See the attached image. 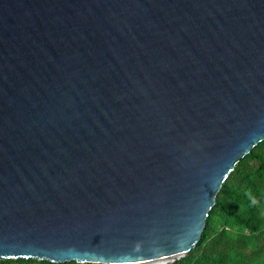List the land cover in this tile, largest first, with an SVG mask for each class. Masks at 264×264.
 I'll return each instance as SVG.
<instances>
[{
    "label": "water",
    "instance_id": "95a60500",
    "mask_svg": "<svg viewBox=\"0 0 264 264\" xmlns=\"http://www.w3.org/2000/svg\"><path fill=\"white\" fill-rule=\"evenodd\" d=\"M264 141V0H0V260L174 264Z\"/></svg>",
    "mask_w": 264,
    "mask_h": 264
},
{
    "label": "trees",
    "instance_id": "16d2710c",
    "mask_svg": "<svg viewBox=\"0 0 264 264\" xmlns=\"http://www.w3.org/2000/svg\"><path fill=\"white\" fill-rule=\"evenodd\" d=\"M0 264L78 263L10 259ZM174 264H264V141L225 181L201 241Z\"/></svg>",
    "mask_w": 264,
    "mask_h": 264
}]
</instances>
